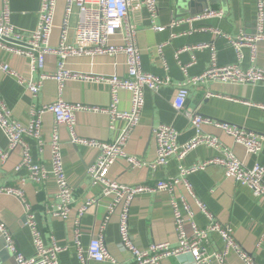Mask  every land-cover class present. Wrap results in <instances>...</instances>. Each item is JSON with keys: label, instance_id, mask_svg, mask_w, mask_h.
<instances>
[{"label": "crops", "instance_id": "0c3cea01", "mask_svg": "<svg viewBox=\"0 0 264 264\" xmlns=\"http://www.w3.org/2000/svg\"><path fill=\"white\" fill-rule=\"evenodd\" d=\"M159 17L157 24L168 27L162 32L152 29V22L145 8L133 13L130 22L137 30V43L141 52L142 68L146 73L160 78H170L171 86H165L156 94L145 90V106L141 121L133 131L127 146L129 156L141 159L147 165L156 160V145L153 129L161 124H172L179 132L178 141L185 144L196 135V129L183 113H179L173 102L176 97L177 84L186 80L187 75L192 77L206 71L210 65L209 51L196 53V62L189 67L187 74L181 70V65L192 62L191 54L177 52L185 47L196 44H210L215 46L218 53V63L221 66L239 64L242 69L252 65L251 51L243 49V59L239 61L235 49L227 44L226 40L217 38L211 32L192 33L184 36L191 27L210 26L224 34L233 37L239 35H254L257 30L256 0H207L195 2L196 15L207 10L215 9L222 13L221 18H210L202 22H193L191 25L170 28L173 18L191 17L185 7H178V0H157ZM40 0H9L11 23L26 31L35 30L38 25V10ZM64 0L58 1L55 16V29L51 43L56 47L60 37V25L64 14ZM3 0H0V15ZM74 23V20L73 22ZM163 47V56L158 53V47ZM259 66L264 65V41L258 44ZM0 62L9 65L23 79L39 80L38 73L30 72L27 59L15 56L0 50ZM58 59L54 55L46 58L45 72L54 73L57 70ZM66 68L75 73L96 76H119L127 74L124 56L116 59L107 56H92L71 58L66 61ZM189 97L186 110L197 115L212 119L219 123L232 124L250 130L264 137V111L243 105V102L264 104V85H226L220 83L198 84L189 87ZM211 95V97H209ZM0 96L5 100L13 117L23 126H27L31 111L43 105L56 102L62 98L69 104H82L92 107L108 108L111 104L110 88L107 85L68 81L60 90L57 82L48 80L44 82L42 92L33 97L20 83L19 77L8 76L0 70ZM118 110L129 112L131 110V95L121 91ZM55 125L54 116L46 114L43 117L42 135L45 147L41 151L36 142L28 139L32 158L35 164L43 166L47 171L52 170L51 149L49 142ZM75 136L78 139L94 140L98 142H115L122 134L125 123L117 121L112 123L111 117L104 113L78 112L76 114ZM62 140V155L64 168L69 185L74 191L75 203L68 221L53 218L45 213V206L57 202V186L52 175L44 184L32 183L27 170L17 171L16 168L22 160L21 149L10 153L6 162L0 160V186H18L24 180L22 189L26 204L30 205L35 215L37 226L42 233L45 245L52 242L64 247L59 256L60 264H80L78 259V246L74 241V219L77 208L91 199H99L98 204L88 209L81 221V247L87 251L91 240L100 232L107 207L112 202L109 197L102 198L103 187L92 185L87 170L99 157L100 152L88 146L72 143L70 131L65 126L59 127ZM203 134L215 136L226 147L231 148L235 156L247 167L256 164L264 167V146L260 153L249 154L243 146L227 136L214 126H206ZM0 149L8 151V140L0 128ZM216 148L205 145L199 146L184 158L186 167L211 160L220 156ZM179 160L172 158L167 165L158 167L155 171L148 166L132 169L125 159L117 160L111 167L108 178L127 186L155 185L160 180L173 179L179 174ZM189 183L194 195L204 203L207 210L221 223L229 225L234 231L235 239L252 258L256 264H264V198L253 194L252 190L233 178H227L219 166H213L190 175ZM174 195L184 199L190 207L195 223L200 227L208 225V219L202 213L196 200L189 195L184 184L177 185ZM119 213L117 210L111 217L104 232V242L110 255L119 264H133V258L121 246L119 235ZM26 211L23 202L9 195L0 194V222L4 223L13 234L19 251L26 257L35 254L33 238L30 228L26 225ZM130 232L135 246L145 250L153 244L169 243L176 245L177 233L174 226V214L170 205V197L166 193L140 194L134 198L130 207ZM224 243L218 234H214L208 244L211 252L223 250ZM0 261L1 264H15L13 255L6 249L4 239L0 234ZM190 254H183L177 258H167L162 264H192ZM229 264H243L240 258L233 253L228 258ZM90 264H111L110 262H91Z\"/></svg>", "mask_w": 264, "mask_h": 264}, {"label": "built area", "instance_id": "2783aa9c", "mask_svg": "<svg viewBox=\"0 0 264 264\" xmlns=\"http://www.w3.org/2000/svg\"><path fill=\"white\" fill-rule=\"evenodd\" d=\"M59 0H40L38 10V25L35 30L26 31L15 27L11 23L9 0H3V8L0 15V50L18 57L27 59L30 72L38 73L39 80H27L20 77L9 65L0 62V70L8 75L19 77L20 83L29 93L36 97L42 90L44 82L53 80L58 83L60 90L68 81L88 82L107 85L110 88L111 104L108 108L92 107L82 104H69L62 98L56 102L34 108L27 126L20 124L12 115L5 100L0 96V128L8 140V151L0 149V160L4 163L10 153L21 149L22 160L17 171L25 169L29 173V179L35 184H44L52 175L57 186V202L45 206V213L53 218L68 221L75 203L74 191L68 183L62 155V140L59 127L65 126L71 134L72 143L82 144L100 152L96 162L88 168L87 175L91 178L92 185L103 187L101 197L112 199L107 207L105 221L100 232L95 236L87 249L81 247V221L88 209L98 204L99 199L86 201L77 208L74 219V241L78 246V259L80 264L91 262H110L119 264L110 255L102 232L105 231L111 217L117 210L119 213V235L121 246L130 252L133 264H162L167 258H177L183 254H190L192 264H229L228 258L235 253L243 264H256L235 239L234 231L229 225L221 223L210 213L204 203L194 195L189 176L197 171H203L213 166L223 169L227 178H233L242 185L250 188L258 197L264 198V167L259 164L247 167L238 159L231 148L226 147L215 136L203 134V127L214 126L232 137L237 144L244 147L249 154H258L264 146V137L250 130L240 128L232 124L219 123L186 110V102L190 91L189 87L198 84L220 83L226 85H264V65L259 66L258 44L264 41V0H256L257 30L254 35H239L233 37L224 34L208 26L191 27L184 36L192 33L211 32L217 38L226 40L238 54V59H243V49L251 51L252 65L242 69L239 64L221 66L218 63V53L215 46L210 44H196L185 47L177 53L187 52L191 54L192 62L181 65V70L187 74V69L196 62V53L209 51L211 61L205 72L188 76L185 81L177 84L176 97L173 107L179 113H183L196 129V135L185 144L178 141L179 132L172 124H161L153 129V137L156 145V160L147 165L141 159L129 156L126 153L127 143L135 129L138 127L145 106V90L149 89L158 94L165 86H171L170 78H160L146 73L142 68L141 52L137 43L138 30L130 22V16L145 8L152 22V29L162 32L166 28L157 24L159 7L157 0H64V14L59 27L60 37L56 47L52 46L51 39L55 29V16ZM222 13L215 9L191 17L173 18L170 28L191 25L193 22H202L210 18H221ZM74 20V23H72ZM158 47V53L163 56V47ZM54 55L58 59L57 70L54 73H46V58ZM107 56L116 59L124 56L126 60L127 74L119 76H96L75 73L66 68V61L71 58ZM127 91L131 95V110L120 112V92ZM211 97V95L209 96ZM240 102L243 105L258 108L264 111V104L252 102ZM78 112L104 113L111 117L112 123L123 121L124 130L119 138L112 143L98 142L94 140L78 139L75 136L76 114ZM46 114L54 116L55 125L49 142L51 149L52 170L49 172L43 166L35 164L31 154L28 139L36 142L42 151L46 143L42 135L43 117ZM205 145L216 148L221 155L211 160L204 161L192 167L184 165V158L199 146ZM179 160V174L173 179L160 180L155 185L127 186L108 178V173L114 163L119 159H125L132 169L148 166L155 171L158 167L168 164L170 159ZM24 180L14 187L0 186V194L9 195L23 202L26 211V225L30 228L35 254L26 257L17 246V242L7 228L0 222V234L5 241L6 249L13 255L15 264H60L59 256L65 251L56 242L50 246L45 245L42 233L37 226L35 215L30 205L26 204L22 186ZM184 184L189 195L192 196L202 213L208 219V225L198 226L194 221V214L184 199L174 195L177 185ZM166 193L170 197V205L174 214V226L177 233L176 245L169 243L153 244L149 249H139L135 246L130 232V207L134 198L140 194ZM218 234L224 243L223 250L211 252L208 249L210 238ZM264 239V238H263ZM1 264V261H0Z\"/></svg>", "mask_w": 264, "mask_h": 264}, {"label": "water", "instance_id": "95a60500", "mask_svg": "<svg viewBox=\"0 0 264 264\" xmlns=\"http://www.w3.org/2000/svg\"><path fill=\"white\" fill-rule=\"evenodd\" d=\"M202 1L206 2L207 0H178V7H185L188 11V15H196L197 12L193 9L195 6V2Z\"/></svg>", "mask_w": 264, "mask_h": 264}]
</instances>
